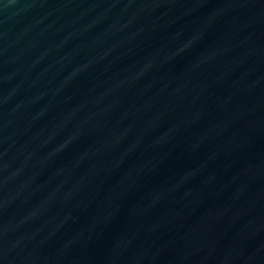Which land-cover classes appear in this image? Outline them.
Masks as SVG:
<instances>
[{
    "label": "water",
    "instance_id": "water-1",
    "mask_svg": "<svg viewBox=\"0 0 264 264\" xmlns=\"http://www.w3.org/2000/svg\"><path fill=\"white\" fill-rule=\"evenodd\" d=\"M0 264H264V0H0Z\"/></svg>",
    "mask_w": 264,
    "mask_h": 264
}]
</instances>
